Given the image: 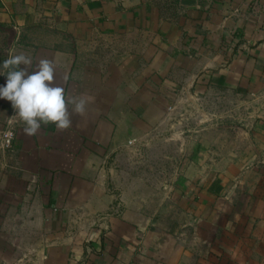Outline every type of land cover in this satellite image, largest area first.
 I'll use <instances>...</instances> for the list:
<instances>
[{"label":"crops","instance_id":"crops-1","mask_svg":"<svg viewBox=\"0 0 264 264\" xmlns=\"http://www.w3.org/2000/svg\"><path fill=\"white\" fill-rule=\"evenodd\" d=\"M20 52L94 102L29 137L0 99V263L264 264V0H0Z\"/></svg>","mask_w":264,"mask_h":264},{"label":"clouds","instance_id":"clouds-1","mask_svg":"<svg viewBox=\"0 0 264 264\" xmlns=\"http://www.w3.org/2000/svg\"><path fill=\"white\" fill-rule=\"evenodd\" d=\"M57 67L54 56L45 55L34 61L25 52L10 55L0 63V75L6 76V84L0 86V99L11 102L16 113L13 118L19 117L25 125L23 133L29 137L49 124L61 132L68 130L72 115H87L94 102L93 97L83 93L66 96L65 88L56 83ZM61 79L67 83V73Z\"/></svg>","mask_w":264,"mask_h":264},{"label":"rangeland","instance_id":"rangeland-1","mask_svg":"<svg viewBox=\"0 0 264 264\" xmlns=\"http://www.w3.org/2000/svg\"><path fill=\"white\" fill-rule=\"evenodd\" d=\"M26 42V40H25ZM12 43V42H11ZM10 43V44H11ZM37 41L35 43H32V45H36ZM43 43H47L49 45H51L52 47H55V48H61V47H70L72 45V43L69 41V40H66V39H61L59 41V38L58 37H53V38H49V41H43ZM9 44V43H8ZM8 44L6 42H4V47H3V50H7L8 49ZM29 45H31V43L28 42ZM5 56V55H4ZM203 107L200 103L198 104H195L193 106H188V107H185L184 109L180 110V113L182 114V120L180 119L178 122H177V127L180 129V131L183 133H186V131H183V130H196V129H199V128H202L203 126H206V125H209L211 123H215V124H219V123H224V121H207L204 119V117L201 115L202 114V111H203ZM229 107V105L227 106ZM208 110H210L211 112H214V113H218L219 112V109L222 111V107H220L217 103V101H213L210 103V105L208 106ZM219 108V109H218ZM231 109V108H229ZM209 111V112H210ZM192 118V119H191ZM147 153V152H146ZM144 154L141 152V156H144L146 157L147 155V159H150L152 160L153 157L155 158V154ZM181 156V154H179ZM178 155L177 159L180 157ZM174 157V156H173ZM144 160L143 157H138L137 160ZM146 159V158H145ZM166 159H163V162H162V167L160 169H155V173L156 175H160V172H162L163 175H166L165 173L170 171L171 168H169L167 165H166ZM167 166V167H166ZM167 168V169H166ZM172 171H175V170H172ZM179 218V216H178ZM0 264H4L3 262H1Z\"/></svg>","mask_w":264,"mask_h":264},{"label":"built area","instance_id":"built-area-1","mask_svg":"<svg viewBox=\"0 0 264 264\" xmlns=\"http://www.w3.org/2000/svg\"><path fill=\"white\" fill-rule=\"evenodd\" d=\"M15 138V130L12 127H7L0 131V144L4 149H10L13 146ZM134 140H129L128 144H131Z\"/></svg>","mask_w":264,"mask_h":264}]
</instances>
